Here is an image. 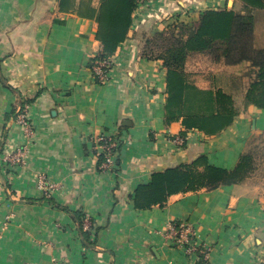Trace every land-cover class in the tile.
<instances>
[{"label":"crops","instance_id":"obj_1","mask_svg":"<svg viewBox=\"0 0 264 264\" xmlns=\"http://www.w3.org/2000/svg\"><path fill=\"white\" fill-rule=\"evenodd\" d=\"M229 1L228 9L241 5L245 14L239 0H154L137 9L128 40L110 58L109 81L100 84L89 63L102 51L101 0H71L73 8L61 7V0H0V264H196L162 235L180 222L213 249L211 264L258 261L263 182L248 178L177 194L149 210L132 205L135 189L153 173L203 155L211 165L234 169L253 133L264 134V110L255 106H243L235 123L214 137L187 131L181 121L167 124L166 70L146 55L147 40L159 32L196 23L205 10ZM255 17L261 49L264 11ZM185 70L199 88L236 98L244 99L251 82L250 63L230 66L206 54H190ZM27 100L32 138L12 118ZM100 134L120 142L112 172L99 168L103 150L92 138ZM183 135L186 144L177 147L172 140ZM18 150L25 151L21 163L5 164ZM41 178L53 187L50 197ZM79 210L96 222L94 248L84 244L73 217Z\"/></svg>","mask_w":264,"mask_h":264},{"label":"trees","instance_id":"obj_2","mask_svg":"<svg viewBox=\"0 0 264 264\" xmlns=\"http://www.w3.org/2000/svg\"><path fill=\"white\" fill-rule=\"evenodd\" d=\"M239 1L243 3L245 14L226 8L227 4L224 8H210L200 15L196 23H183L147 40L149 51L146 55L162 61L166 70L164 111L167 124L181 121L187 131H198L214 137L231 127L240 114L238 98L222 89H201L190 79L185 65L192 53L206 54L215 61L224 60L230 66L250 63L253 72L243 99L244 106L264 110V48L256 47L257 19L253 13L264 11V0ZM70 2L61 0V7L69 5L73 8ZM139 2L101 0L96 10V21L102 51L97 58L90 60V69L96 62L110 59L119 46L128 40ZM31 103L32 100L21 103L12 118L16 119L18 111H23ZM100 159L102 162L103 156ZM256 166L257 159L253 152L242 154L231 170L211 165L206 156H199L191 163L153 173L147 183L135 189L132 205L137 211L149 210L154 206L164 207L173 195L239 185L255 172ZM72 214L84 244L94 248L96 222L83 211H72ZM200 263H203L201 256Z\"/></svg>","mask_w":264,"mask_h":264},{"label":"built area","instance_id":"obj_3","mask_svg":"<svg viewBox=\"0 0 264 264\" xmlns=\"http://www.w3.org/2000/svg\"><path fill=\"white\" fill-rule=\"evenodd\" d=\"M154 0H140L138 10L150 6ZM190 12V11H188ZM187 12V13H188ZM112 67V59L106 61L96 62L92 68V73L96 80L100 84L108 83V74ZM28 106L23 111H18L15 123L21 127L27 137H33L34 129L31 126L28 119ZM92 142L99 146L102 150L103 161L100 164V170L103 172H112L117 167V150L120 147L119 139L110 134H100L92 138ZM172 142L177 147H183L186 144V139L184 137H176ZM25 155V151L18 150L13 155H7L4 158L5 164L17 165L20 164ZM40 189H43L46 196L50 197L49 190L53 187L46 186L43 178L40 180ZM88 224V223H87ZM88 228V226H86ZM163 237L167 242H171L173 247L181 248L185 255L194 260L196 264H211L212 259V248L206 244H202L198 241L197 233L194 227L186 222L174 223L167 227L165 231L162 232ZM200 256L202 257L203 263H200ZM255 264H264V254H261L256 260Z\"/></svg>","mask_w":264,"mask_h":264},{"label":"rangeland","instance_id":"obj_4","mask_svg":"<svg viewBox=\"0 0 264 264\" xmlns=\"http://www.w3.org/2000/svg\"><path fill=\"white\" fill-rule=\"evenodd\" d=\"M232 6H233V1L230 2L229 7L226 5V8H231ZM240 6L241 5H238L237 9H236L237 10L236 12H238V13H240V11H242ZM253 13L255 14V13H257V11L256 12L254 11ZM192 23H195V22L192 21ZM182 24L180 23L179 26H181ZM170 28H172V27H170ZM252 72H253V70L247 72L245 74V75H247L246 77L250 76L252 74ZM237 101H238V104L240 106V109H242V107L244 106V100L240 96ZM246 152H253L255 154L256 159H257L256 170L249 177V179L254 180L255 181L254 184H256V185H257V182H260V183L263 182L264 183V134L257 135V132L253 133V135L248 140V148H247ZM117 153H118V150H117ZM117 156H118V154H117ZM117 156H116V160H117Z\"/></svg>","mask_w":264,"mask_h":264},{"label":"water","instance_id":"obj_5","mask_svg":"<svg viewBox=\"0 0 264 264\" xmlns=\"http://www.w3.org/2000/svg\"><path fill=\"white\" fill-rule=\"evenodd\" d=\"M230 2H231V1H229V5H230ZM125 125H127V123H125Z\"/></svg>","mask_w":264,"mask_h":264}]
</instances>
